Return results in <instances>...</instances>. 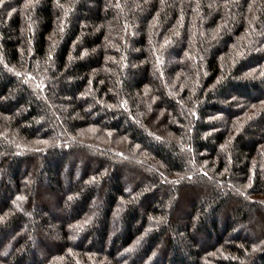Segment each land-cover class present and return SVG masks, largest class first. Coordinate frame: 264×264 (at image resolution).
Instances as JSON below:
<instances>
[{
  "label": "trees",
  "instance_id": "16d2710c",
  "mask_svg": "<svg viewBox=\"0 0 264 264\" xmlns=\"http://www.w3.org/2000/svg\"><path fill=\"white\" fill-rule=\"evenodd\" d=\"M0 264H264V0H3Z\"/></svg>",
  "mask_w": 264,
  "mask_h": 264
},
{
  "label": "rangeland",
  "instance_id": "374dc122",
  "mask_svg": "<svg viewBox=\"0 0 264 264\" xmlns=\"http://www.w3.org/2000/svg\"><path fill=\"white\" fill-rule=\"evenodd\" d=\"M75 182H76V180H75V178H72V179H69L68 177H67V175L65 174V172L62 174V185H63V187L64 188H66V187H68L70 184H75ZM101 195V194H100ZM102 196V195H101ZM100 197V196H99ZM100 202V199H98V197H97V199H95V200H93V202H92V206H91V210L92 211H97V209H98V206H99V203ZM230 214V216L233 218V219H236V215H234V214H232V213H229ZM228 214V215H229ZM230 217V218H231ZM222 221H224V220H220V222L221 223H223ZM220 223V224H221ZM250 225H251V223H249ZM239 227V226H238ZM117 229H118V219H117V217L115 218L114 217V219L112 220V234L114 235V234H116V232H117ZM244 230H245V233H246V235H248L249 237L248 238H250V239H253L252 238V235H251V231H249V230H247V229H245V227L243 228ZM261 231V230H260ZM253 234V233H252ZM253 235H256V233H254Z\"/></svg>",
  "mask_w": 264,
  "mask_h": 264
},
{
  "label": "snow or ice",
  "instance_id": "6c2138e0",
  "mask_svg": "<svg viewBox=\"0 0 264 264\" xmlns=\"http://www.w3.org/2000/svg\"><path fill=\"white\" fill-rule=\"evenodd\" d=\"M0 3H3V0H0Z\"/></svg>",
  "mask_w": 264,
  "mask_h": 264
}]
</instances>
